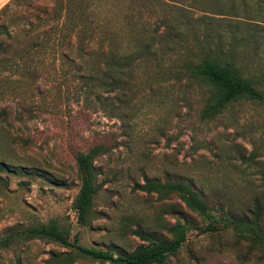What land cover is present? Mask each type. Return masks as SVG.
I'll list each match as a JSON object with an SVG mask.
<instances>
[{"label": "rangeland", "instance_id": "1", "mask_svg": "<svg viewBox=\"0 0 264 264\" xmlns=\"http://www.w3.org/2000/svg\"><path fill=\"white\" fill-rule=\"evenodd\" d=\"M79 1L80 20L62 14L65 0L0 8V42L15 47L0 57V264H101L22 234L50 220L69 230L70 243L130 253L146 244L137 225L170 239L181 215L192 228L166 264H264L232 230L201 234L207 222L178 197L133 191L145 179L187 180L237 207L264 203V106L239 102L202 120L203 89L176 79L183 61L218 37L221 58L234 43L243 74L264 77V0ZM91 13L101 25L95 40L122 58L118 72L87 63L99 40L73 27ZM108 74L118 83L105 90ZM97 145L106 154L94 162L100 187L84 227L72 208L81 186L74 153Z\"/></svg>", "mask_w": 264, "mask_h": 264}, {"label": "trees", "instance_id": "2", "mask_svg": "<svg viewBox=\"0 0 264 264\" xmlns=\"http://www.w3.org/2000/svg\"><path fill=\"white\" fill-rule=\"evenodd\" d=\"M6 7L7 4L4 8ZM86 9L87 7L80 5L79 0H65L62 14L69 18L76 12L79 15L77 19L80 20L82 15L87 14ZM73 28L82 33V37L87 36L90 42L95 43L94 31L99 34L101 25L91 13L90 19H85L84 24ZM82 37L79 39L81 40ZM235 38L234 34L231 35L232 42ZM97 41L99 44L96 51L88 56L87 63L92 67L103 63L110 71L112 69V72H118L122 58L113 49L105 51L102 39L98 38ZM214 43L215 46L209 41L205 42L196 52L190 54L188 60H184L179 67V76L176 77V79H185L203 89L205 97L200 111L201 119L213 120L230 106L239 102L264 106V77L254 79L243 74L233 56L231 57L235 47L234 43L230 46L229 55H231L228 59L220 56L223 52L220 47L221 39L218 37L217 42ZM17 46L26 48L27 45L22 42L17 43ZM14 48L11 43L0 42V57H9ZM104 78L108 81L104 79L99 87L105 90H109V87H114L118 83L113 74H108ZM105 154V147L101 145L74 153L81 186L72 208L77 214V222L80 226H87L100 187L97 184L94 162ZM136 190L146 194H156L158 201L168 200L171 196L178 197L189 211L207 222L204 228L198 229L201 234L211 233L221 237V232L232 230L237 244L244 243L248 247L249 254L255 253L260 260L264 261V203L259 197H254L249 205L237 207L235 203L220 196H208L187 180H171L161 183L158 180L145 179L142 185H134L133 191ZM181 219L183 222L177 220L174 225L167 228L166 231L171 235L170 239L137 225L133 234L146 244L137 246L130 253L125 251L113 253L112 250L85 248L76 242L70 243L69 230L61 227L56 220L28 228L22 234L29 239H44L64 247H71L81 257L101 264H166L169 258L176 256L180 251L186 241L188 230L192 228L193 222L190 217L181 215ZM73 261L72 257L67 259L68 263Z\"/></svg>", "mask_w": 264, "mask_h": 264}, {"label": "crops", "instance_id": "3", "mask_svg": "<svg viewBox=\"0 0 264 264\" xmlns=\"http://www.w3.org/2000/svg\"><path fill=\"white\" fill-rule=\"evenodd\" d=\"M10 1H12V0H0V8L2 6H5L6 4H8Z\"/></svg>", "mask_w": 264, "mask_h": 264}]
</instances>
